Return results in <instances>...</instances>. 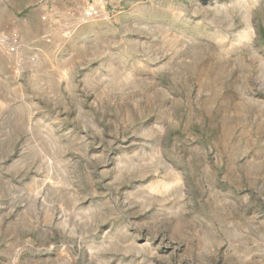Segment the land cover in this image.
<instances>
[{"label": "rangeland", "instance_id": "obj_1", "mask_svg": "<svg viewBox=\"0 0 264 264\" xmlns=\"http://www.w3.org/2000/svg\"><path fill=\"white\" fill-rule=\"evenodd\" d=\"M0 264H264V0H0Z\"/></svg>", "mask_w": 264, "mask_h": 264}, {"label": "built area", "instance_id": "obj_2", "mask_svg": "<svg viewBox=\"0 0 264 264\" xmlns=\"http://www.w3.org/2000/svg\"><path fill=\"white\" fill-rule=\"evenodd\" d=\"M100 9L98 7H90L87 10H84L82 15L86 19H96L100 17Z\"/></svg>", "mask_w": 264, "mask_h": 264}, {"label": "bare ground", "instance_id": "obj_3", "mask_svg": "<svg viewBox=\"0 0 264 264\" xmlns=\"http://www.w3.org/2000/svg\"><path fill=\"white\" fill-rule=\"evenodd\" d=\"M100 8H101V7H100ZM100 11H101L100 16H101V15H105V13H104V11L102 10V8H101Z\"/></svg>", "mask_w": 264, "mask_h": 264}, {"label": "crops", "instance_id": "obj_4", "mask_svg": "<svg viewBox=\"0 0 264 264\" xmlns=\"http://www.w3.org/2000/svg\"><path fill=\"white\" fill-rule=\"evenodd\" d=\"M100 7V6H99ZM102 8V7H101ZM101 8H99L101 10ZM103 10V9H102ZM105 13V12H104Z\"/></svg>", "mask_w": 264, "mask_h": 264}]
</instances>
